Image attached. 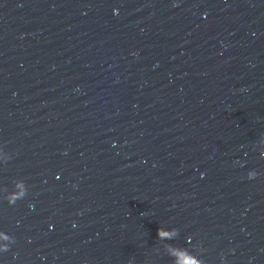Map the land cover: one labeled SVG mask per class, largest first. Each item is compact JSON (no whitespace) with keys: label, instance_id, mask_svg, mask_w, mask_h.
Segmentation results:
<instances>
[{"label":"water","instance_id":"1","mask_svg":"<svg viewBox=\"0 0 264 264\" xmlns=\"http://www.w3.org/2000/svg\"><path fill=\"white\" fill-rule=\"evenodd\" d=\"M0 264H264V0H0Z\"/></svg>","mask_w":264,"mask_h":264}]
</instances>
